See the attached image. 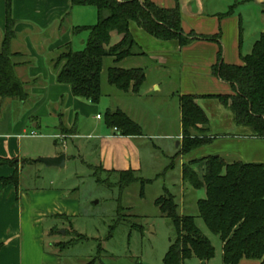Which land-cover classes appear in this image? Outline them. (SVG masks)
<instances>
[{
    "label": "crops",
    "instance_id": "1",
    "mask_svg": "<svg viewBox=\"0 0 264 264\" xmlns=\"http://www.w3.org/2000/svg\"><path fill=\"white\" fill-rule=\"evenodd\" d=\"M150 1L165 9H174L178 6L183 17L182 26L185 35L204 37L220 35V40L212 42L190 37L191 43L181 46L178 41L156 40L132 25L131 31L137 43L138 54L127 58L118 67L125 70H144L146 82L140 92L135 93L132 89L128 92L121 91L107 81L105 85L104 83L102 85L103 97L100 103L94 105L87 100L75 98L70 86L59 84L56 78L57 73L53 68V60L59 49L70 43L73 46L71 35L74 28L91 26L92 22L81 19L87 14L85 10L89 7H73L71 0H14L12 17L16 21L17 37L11 44V51L19 55L15 61L17 64L15 74L24 84L28 97L26 101L2 99L13 103L8 105L7 111H4L3 118L0 119V158L12 164H0V166L11 165L14 168H0V191L3 187L1 181L11 179L15 173L18 176L17 183L9 186L5 192L9 194L12 189H18L20 170L25 165L37 164L34 158H30L32 154L27 151V146H30L31 140L39 137L35 130L42 126L48 128L46 125L49 119L56 122L54 127L56 131L59 132V129L61 131L48 137L62 142L68 138L92 141V147L98 154L97 165L94 168H103L108 172L132 171L137 176H144L146 173L151 175L155 165L145 161L143 154L149 153L151 147L154 153H165V158L170 155L181 158L179 165L182 180L184 165L209 156L222 157L229 164L234 162L264 164V140L247 136L246 131L237 128L229 116L225 119L226 123H229L226 125L227 131L215 136L211 145L196 150L186 158L179 155L183 142L181 97L189 95L199 97L197 103L206 112L211 131L213 121L202 103L214 101V99L204 97L232 93L230 84L217 77L213 68L219 62L220 55L225 64L241 65L242 58L252 53L254 45L264 33V10L261 9L264 0H250L259 8L260 26L248 37L251 39L248 47H245V36L248 35L247 22L242 15L237 16L235 11H230L231 15L227 14L229 16L221 18L223 11H218L216 8L218 5L212 2L208 4L206 13L204 2L200 3V1L193 6L195 2L192 0ZM77 14L80 19L74 21L73 16ZM6 18V3L5 0H0V52L6 29ZM41 33H48L51 37H47L44 42ZM121 40L122 36L117 33L112 34V45L118 44ZM84 43L83 41L82 44ZM160 98L164 104H161L162 109L157 111L161 112V116L165 118L158 116L156 121H159V126L165 125L167 114L173 116L178 124L176 132H168L160 136L143 132L142 136L128 137L121 136L116 129L109 127L106 114L116 111H122L141 128L145 127L141 123L144 122L143 119L147 117L146 112H149L151 108L150 106L143 108L142 102L155 104V101ZM15 106L23 114L19 121L16 120L13 123L10 110ZM101 106H104L105 110L104 123L103 117L98 114ZM221 108H223V114L227 115V109L223 106ZM99 116L100 119H98ZM74 127L86 130L82 134L77 129L72 134L70 129ZM156 141L159 146L155 145ZM145 146L148 147L146 150L143 149ZM47 155L42 157L61 156L53 153ZM66 163L65 155V165ZM166 165H163V170ZM204 168V164H199L195 170L202 176ZM13 197L11 193L8 200L0 198V264H63L60 252L64 249L62 247L65 243L53 242L51 252H47L44 240L46 233L41 229L43 219L53 212L51 209L53 203H50L53 194L36 193L31 200L21 202L24 207L22 209L13 206ZM60 198L58 197L59 200ZM205 198L206 191L202 189L199 195H193V205L197 207L198 202ZM183 201L184 203L182 200L181 203L185 207V200ZM65 207L66 212H63L68 214L72 207L68 204ZM75 214L70 212L68 216ZM180 214L186 216L185 212ZM57 216L62 217L61 214ZM50 231L52 235L53 230ZM209 262H203V264H209ZM241 264L260 263L244 260Z\"/></svg>",
    "mask_w": 264,
    "mask_h": 264
},
{
    "label": "trees",
    "instance_id": "2",
    "mask_svg": "<svg viewBox=\"0 0 264 264\" xmlns=\"http://www.w3.org/2000/svg\"><path fill=\"white\" fill-rule=\"evenodd\" d=\"M13 2L5 0L7 18L0 52V98L26 101L28 95L24 84L15 74V61L19 55L11 51V44L17 37L16 21L12 17ZM71 3L73 7L95 8L98 22L94 26L74 28V36L89 33L87 47L82 52H75L71 43L60 48L53 60V68L59 84L70 86L75 98L94 105H98L103 97L102 73L106 59H112L114 64L107 70V81L111 86L124 92L132 89L139 93L146 82L144 70L118 67L127 58L138 54L132 25L156 40L178 41L181 46L191 43L190 37L212 42L220 40V35H185L178 6L165 9L150 0H71ZM113 33L122 36L116 45H112ZM213 71L230 84L232 93L204 98L217 100L230 112L236 127L244 129L247 136L264 140V33L252 53L242 58L241 65L225 64L220 55ZM198 100L199 97L194 95L180 99L183 142L179 155L182 157L211 145L215 140L209 128L210 120ZM106 119L109 127L116 129L121 136L143 135L142 128L122 111L108 112ZM9 162L0 158V164H12ZM199 164L205 166L202 176L195 170ZM96 170L97 176L119 178L121 190H128L134 184H141L144 190L150 183L132 171ZM17 178L15 173L5 181L7 184L17 183ZM183 181L194 191H206V198L197 204L198 216L220 238L224 264H241L244 260L264 264V164H229L222 157L209 156L184 165ZM155 205L173 228L165 264H185L192 259L209 262L215 258L216 250L198 228L196 218L181 215L173 195L157 199ZM79 240H82L80 236Z\"/></svg>",
    "mask_w": 264,
    "mask_h": 264
},
{
    "label": "rangeland",
    "instance_id": "3",
    "mask_svg": "<svg viewBox=\"0 0 264 264\" xmlns=\"http://www.w3.org/2000/svg\"><path fill=\"white\" fill-rule=\"evenodd\" d=\"M192 1L195 2L192 6L196 5L198 1L204 2L206 13L208 4L212 2L218 5L216 7L218 11H223L224 14H221L223 16L229 14L230 11H235L237 16L242 15L247 22L248 30V35L245 36V47L251 44V39L248 37L260 26L259 8L253 2L250 0ZM261 9L264 10V5ZM85 11L87 14L81 19L92 22L91 26L95 25L98 21L95 8L89 7ZM78 18L80 19L78 14L73 16L74 21ZM70 23H72V19H70ZM41 34L44 42L47 37H51L48 33ZM89 36L88 32L79 36L71 35L73 50L75 52L85 50ZM83 41L84 44H82ZM111 66H113V60L106 59L102 73L104 85L107 82V70ZM8 101L0 99V119L3 118L8 105L13 103ZM142 103L143 108L149 106L151 108L149 112H146L147 117L141 123L145 126L142 127L145 134L155 133L160 136V134L178 130V124L173 116L167 114L165 125L159 126V121H156L162 114L157 111V109H162L161 104H164L161 98L155 101V104L146 101ZM202 104L207 108L208 115L213 121L211 135L217 136L227 131L226 125L229 123H226V116L233 119L230 112L227 110V115L223 114V108L219 106L220 103L217 100L216 102L215 100L205 101ZM103 107H100L98 114L103 117L104 123L105 110ZM22 114L17 106L11 108L10 116L13 123L16 120L19 121ZM161 117L165 118V116ZM47 123L48 128L42 126L35 130L39 137L31 140L30 146H27V151L32 154L30 158H34L37 164L25 165L20 170L18 189H12L9 194H6L5 189L14 186V184L1 181L3 187L0 191V198L5 200H8L10 194L13 193V206L20 209L24 208L21 202L31 200L36 193L53 194V198L50 199V203H53L51 207L53 212L45 217L41 224V229L46 233L44 240L47 252H51V243L58 242L67 245L60 252L63 264H165L164 260L173 238V228L169 220L163 217L160 209L155 205V201L171 194L180 206L179 212H185L186 216H194L198 228L215 248V258L209 264H224L220 238L208 229L198 216V208L193 205V195H199L201 190H192L189 184L182 180L179 156L170 155L165 158V153H154L151 151L153 149L151 147L149 153H143L144 160L153 163L155 169L151 175L146 173L144 176H138L150 183L145 186L144 190L141 184H134L128 190H121L119 178L96 175L97 170L94 166L97 165L98 154L97 150L92 147V141L68 138L62 142L48 137L60 133L61 129L59 132L56 131L54 128L56 122L52 119H49ZM92 124L94 123L92 122ZM77 129L82 134L86 130L74 127L70 129V132L73 134ZM155 145L159 146L158 141L155 142ZM147 148L145 146L143 149ZM24 149L26 150L25 147ZM157 150L159 151V149ZM52 153L67 156V163L63 168L47 167L39 162L44 158L42 156ZM164 164H167L164 166L165 170L162 169ZM3 167L9 169L13 166H0V168ZM58 197H61L60 200ZM181 200L183 203L185 200V207ZM66 204L72 207L69 210L71 213H76L74 216H68L70 212L68 214L63 212H66ZM58 214H61L62 217L57 216ZM66 215L68 217H65ZM50 230H53L52 235ZM79 236L82 240H79ZM185 264H203V262L192 259L186 261Z\"/></svg>",
    "mask_w": 264,
    "mask_h": 264
},
{
    "label": "water",
    "instance_id": "4",
    "mask_svg": "<svg viewBox=\"0 0 264 264\" xmlns=\"http://www.w3.org/2000/svg\"><path fill=\"white\" fill-rule=\"evenodd\" d=\"M47 167L63 168L65 166V155L56 158H44L39 160Z\"/></svg>",
    "mask_w": 264,
    "mask_h": 264
},
{
    "label": "built area",
    "instance_id": "5",
    "mask_svg": "<svg viewBox=\"0 0 264 264\" xmlns=\"http://www.w3.org/2000/svg\"><path fill=\"white\" fill-rule=\"evenodd\" d=\"M101 117L99 116L98 119H100Z\"/></svg>",
    "mask_w": 264,
    "mask_h": 264
}]
</instances>
